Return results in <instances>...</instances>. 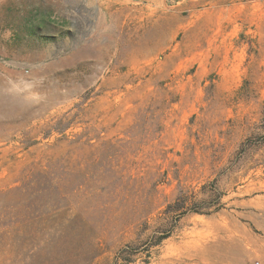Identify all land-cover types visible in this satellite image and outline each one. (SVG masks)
Returning a JSON list of instances; mask_svg holds the SVG:
<instances>
[{
    "label": "rangeland",
    "instance_id": "374dc122",
    "mask_svg": "<svg viewBox=\"0 0 264 264\" xmlns=\"http://www.w3.org/2000/svg\"><path fill=\"white\" fill-rule=\"evenodd\" d=\"M0 264H264V0H0Z\"/></svg>",
    "mask_w": 264,
    "mask_h": 264
},
{
    "label": "bare ground",
    "instance_id": "6f19581e",
    "mask_svg": "<svg viewBox=\"0 0 264 264\" xmlns=\"http://www.w3.org/2000/svg\"><path fill=\"white\" fill-rule=\"evenodd\" d=\"M229 249H230V247L227 246V250H229Z\"/></svg>",
    "mask_w": 264,
    "mask_h": 264
}]
</instances>
